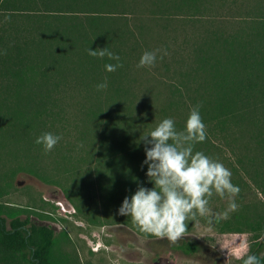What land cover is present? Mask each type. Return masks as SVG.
<instances>
[{
	"label": "trees",
	"instance_id": "trees-1",
	"mask_svg": "<svg viewBox=\"0 0 264 264\" xmlns=\"http://www.w3.org/2000/svg\"><path fill=\"white\" fill-rule=\"evenodd\" d=\"M104 46L120 56L116 71H105L115 63L107 56L87 53ZM157 49L154 64L138 66L143 51ZM105 78L108 87L97 89ZM197 104L207 134L194 151L220 160L221 146L231 147L233 174L248 175L264 194V0H0V151L22 146L29 157L42 146L36 136L73 121L78 141H59V171L72 158L87 162L78 146H98L86 152L102 164L98 195L114 207L140 180L152 186L141 135L165 117L184 130ZM22 211L0 202V264H72L56 250L53 229ZM122 221L156 237L130 216ZM221 231L252 232L248 252L264 257V216L225 220ZM172 247L201 249L189 238Z\"/></svg>",
	"mask_w": 264,
	"mask_h": 264
},
{
	"label": "rangeland",
	"instance_id": "rangeland-1",
	"mask_svg": "<svg viewBox=\"0 0 264 264\" xmlns=\"http://www.w3.org/2000/svg\"><path fill=\"white\" fill-rule=\"evenodd\" d=\"M75 101L72 98L71 108L67 109L72 116ZM56 132L61 141H78L73 121L69 128L58 124ZM75 143L70 145L71 149H77L73 146ZM60 144L58 142L50 151L42 146L34 147L39 150L30 151L29 157L20 151L22 146H5L0 151V202L9 208L22 209L20 216H28L32 223L51 227L56 236V250L70 255L75 260L72 264H241L237 256L248 252V240L254 237L253 233L222 232L221 226L225 220L254 222L264 216V194L248 175L242 179L233 174L231 164L236 167L238 164L229 159L233 156L231 147L221 146L224 152L220 161L231 170L232 182L239 185L240 191L235 196L239 207L229 213L227 219L209 223L198 215L194 221H189V230L176 242L189 238L199 243L201 249L194 254H184L173 248L175 242L166 237H149L123 223L125 215L117 213L119 201L114 207L103 203L97 185L107 177L96 174V168L102 164H95L96 159L90 161L86 152L96 155L100 150L98 146H78L82 153L79 159L87 158L88 163L82 161L74 165L72 158V166L64 173L59 171L56 149L64 152L66 146ZM31 162L34 164L29 165ZM227 204V196L221 197L215 192L209 200L214 213L223 211ZM263 252L264 247L260 254Z\"/></svg>",
	"mask_w": 264,
	"mask_h": 264
},
{
	"label": "clouds",
	"instance_id": "clouds-1",
	"mask_svg": "<svg viewBox=\"0 0 264 264\" xmlns=\"http://www.w3.org/2000/svg\"><path fill=\"white\" fill-rule=\"evenodd\" d=\"M157 50L142 52L138 66H150L157 59ZM93 57H105L115 63H105L106 72L116 71L121 65L120 56L104 47H88ZM108 87L107 78L96 85ZM206 125L200 105L190 108L182 131L176 129L172 117H165L144 135L145 157L141 166L147 165L146 176L151 187L139 185L130 196H125L117 209L120 215L130 216L141 231L156 237H166L171 242L179 240L188 229V222L199 215L209 223L227 219L239 205L235 196L239 185L232 182V172L224 163L203 151H194V145L206 139ZM59 134L50 131L36 136L35 143L50 151L60 141ZM150 145V146H149ZM227 196V207L214 213L209 206L213 193ZM241 264H264V257L253 252L237 256Z\"/></svg>",
	"mask_w": 264,
	"mask_h": 264
}]
</instances>
